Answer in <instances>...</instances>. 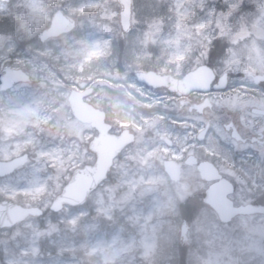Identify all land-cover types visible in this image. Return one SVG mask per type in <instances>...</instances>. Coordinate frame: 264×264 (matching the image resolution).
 Here are the masks:
<instances>
[{
  "label": "rangeland",
  "instance_id": "1",
  "mask_svg": "<svg viewBox=\"0 0 264 264\" xmlns=\"http://www.w3.org/2000/svg\"><path fill=\"white\" fill-rule=\"evenodd\" d=\"M55 9L75 28L40 42ZM119 10L117 0L0 4V65L21 67L33 80L0 95V159L28 153L0 180V200L45 211L0 230V264H264V214L222 224L202 207L190 214L188 245L178 247L175 205L184 185L165 176L161 161L172 150L159 143L171 138L170 115L157 110L159 91L114 79L118 66L180 75L206 61L231 73H264V0H133L123 35ZM79 80H93L92 101L113 130L130 124L136 139L84 205L51 215L71 171L94 161L87 146L95 131L64 108L66 88Z\"/></svg>",
  "mask_w": 264,
  "mask_h": 264
},
{
  "label": "flooded vegetation",
  "instance_id": "2",
  "mask_svg": "<svg viewBox=\"0 0 264 264\" xmlns=\"http://www.w3.org/2000/svg\"><path fill=\"white\" fill-rule=\"evenodd\" d=\"M57 11L62 10L55 9L51 16ZM75 24L71 30L48 38L43 43L72 32ZM202 63L210 65L208 61ZM210 66L216 74V79L211 83L209 90H193L185 95H178L170 91L167 86L151 88L136 82L133 77L134 72L125 71L120 66L117 67L118 71L114 78L123 83L133 80L141 89L159 91L161 104L157 110L170 115V121L166 122V125L171 127L170 136L172 139L164 137L163 141L159 143L170 148L172 153L164 158L161 164L163 166L164 161L173 160L172 165L177 166L179 175L177 180L169 181L173 185L181 183L184 185L183 191L179 190L184 199L178 200V194L174 197L177 199L175 207L180 216V225L182 221H185L188 227L186 246L188 245L190 214L202 207L212 211L204 202V194L208 187L217 183L218 180L225 179L232 184L229 198L233 205L255 204L264 207V80L256 82L252 73L236 74L226 71L222 69V62L219 65L214 62ZM160 73L182 76V74L176 75L169 71ZM222 73L227 74L226 79L220 85L219 90L214 89L213 85ZM81 83H85L82 88L79 87ZM74 87L79 92L91 89L85 100L94 106V101L91 98L94 96L93 80H79ZM70 88L73 86L66 89ZM7 91L0 92V95ZM64 102V108L67 106L71 115L68 98ZM132 109H134V105L130 106V110ZM113 129L115 128L111 124V132H118ZM127 130L135 135L130 124ZM119 156L120 154L115 160ZM202 162L212 164L216 168L218 176L213 179L202 176L198 168ZM13 173L0 177V180ZM165 176L168 178L166 173ZM236 192L242 195V199L237 203L231 198ZM258 213L264 214V210L236 217H249ZM130 225L131 223H126V227L131 228ZM2 258L3 253L0 250V259Z\"/></svg>",
  "mask_w": 264,
  "mask_h": 264
},
{
  "label": "water",
  "instance_id": "3",
  "mask_svg": "<svg viewBox=\"0 0 264 264\" xmlns=\"http://www.w3.org/2000/svg\"><path fill=\"white\" fill-rule=\"evenodd\" d=\"M118 2L121 7L119 22L122 33H124L130 28L132 0H118ZM73 24V20L70 17L61 11H57L52 16L49 27L41 31L38 36L41 40H45L48 37L70 30ZM135 77L138 81L148 86L154 88L162 85L167 86L170 91L181 95L187 94L191 90H208L209 84L215 75L209 66L199 65L180 78L168 74L161 75L154 70L136 72ZM225 78L226 74H223L220 76L219 81L223 82ZM254 79L258 82L264 79V76L254 75ZM18 82L30 83V76L21 68H12L5 65L0 71V91L11 88ZM83 84L81 83L80 85ZM214 88H219V85H215ZM86 94L73 93L69 97V102L74 117L81 122L89 123L97 130V134L88 144V149L95 154V160L92 164H85L72 171L69 181L50 204L49 208L54 212L61 210L64 204L72 206L83 204L89 194L106 178L113 158L134 139L133 135L126 130H123L118 135L109 133L110 125L104 121L103 111L93 108L90 104L82 101V97ZM26 160L27 154L14 157L8 161L0 160V176L13 172L18 166L24 164ZM172 164V161H165L164 167L170 178L176 180L179 174L178 168ZM198 168L201 175L205 178L213 179L218 176L216 169L209 163L202 162L198 165ZM231 192L232 185L230 182L221 179L210 186L204 194V201L214 209L221 222H228L237 214H252L264 210V207L255 204L234 206L232 201L227 198V194ZM41 213L42 211L38 207H25L10 200H2L0 201V228L11 227L28 215H40ZM187 229L186 222L182 221L179 229L180 245L186 243Z\"/></svg>",
  "mask_w": 264,
  "mask_h": 264
}]
</instances>
